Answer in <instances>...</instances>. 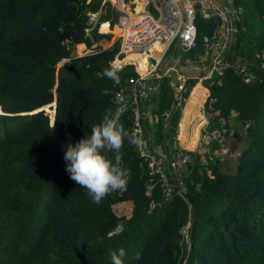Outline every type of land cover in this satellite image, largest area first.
<instances>
[{
	"label": "trees",
	"instance_id": "obj_1",
	"mask_svg": "<svg viewBox=\"0 0 264 264\" xmlns=\"http://www.w3.org/2000/svg\"><path fill=\"white\" fill-rule=\"evenodd\" d=\"M102 1L0 0V264H112L110 254L121 248L124 264H264V71L255 57L264 55V0H234L241 8L239 31L227 52L246 61L257 79L244 83L230 69L220 83L204 82L210 92L205 108L214 114L209 126H220L222 117L235 130L229 139L242 142L226 145L225 155L237 153L233 168L225 155L206 165L197 159L182 173L185 197L165 199L157 176L125 138L119 155L130 173L126 189L97 204L66 171L65 147L115 112L114 91L136 75L131 64L120 68L119 84L103 75L118 41L74 54L79 43L90 48L110 38L100 23L112 28L117 12ZM98 10L92 25L88 12ZM150 82L159 90V112L170 110V76ZM53 102L51 124L53 107L37 109ZM180 116L179 107L171 109L158 133L171 154ZM120 123L131 134L129 107ZM143 123L149 138V121ZM102 154L115 162L117 153ZM127 200L130 216L115 214L113 205ZM121 220L122 231L113 232ZM188 222L185 241L181 228Z\"/></svg>",
	"mask_w": 264,
	"mask_h": 264
},
{
	"label": "built area",
	"instance_id": "obj_2",
	"mask_svg": "<svg viewBox=\"0 0 264 264\" xmlns=\"http://www.w3.org/2000/svg\"><path fill=\"white\" fill-rule=\"evenodd\" d=\"M104 1H109L112 8L117 12L114 25L118 29L117 37L120 47L115 61L119 63L129 55H134L137 58L146 57L151 61L144 73L136 70V75L129 76L114 91L115 98L119 93L124 98L123 104L130 108L131 134H142L144 144L142 146L134 145L135 149L146 160L149 173L157 176L165 199L171 198L173 194L185 197L187 188L182 173L193 160L192 151L179 140L181 122L178 124L176 131V135L179 133V136L177 135L178 138L175 136L173 152L168 159L163 154H155L156 152L150 149L143 123L145 120L149 121L150 117V110L147 105L151 98L149 79L157 69L162 56L172 44L183 49H187L192 45L195 36L193 18L196 11L205 19L218 16L221 22L215 28L214 35L211 38H205L203 54L196 57V59H188L182 63L189 70L203 72V76L195 83H200L206 90L198 111L192 114L194 118L190 125H194V122L199 124L198 136L192 148H196L198 145L202 146L203 154L208 153L209 159H212L210 147L212 143L216 142L219 146L212 154L216 156L225 155L228 151L225 142L234 136L235 130L228 126L222 117L218 120L220 126H209L210 117L205 104L209 99L210 92L204 82L211 80L220 83L221 77L230 69H234L244 83H251L257 79V75L249 68L246 61L240 58L230 59L227 56V52L235 39V34L239 31L237 23L240 21L241 8L234 4V0H226L231 4L229 8L226 4H220L222 2H219V0H103L102 2ZM100 13H102V10L89 11V23L94 25ZM88 32L89 28L86 29V33ZM155 44L161 46L159 51L152 49ZM98 46V42H93L90 51L92 52ZM255 57L259 61V68L264 71L263 53L256 54ZM136 59L129 62L135 65ZM67 60V58H64L61 63ZM113 62L114 59L111 63ZM171 70H175V67H171ZM154 76L160 77L157 74ZM188 79H190L189 75L180 74L175 83V96L179 101L183 93L188 91V96L184 98L181 105L182 118L187 100L196 85L194 83L187 89ZM118 106L116 104V108ZM232 115L235 116L236 112L232 111ZM248 125L247 123L245 127ZM191 136L189 135L188 138H191ZM165 163L167 164L165 165ZM129 216L130 214L126 218ZM124 222V220H121L113 232H121ZM181 233L185 241H188L189 222L181 228Z\"/></svg>",
	"mask_w": 264,
	"mask_h": 264
},
{
	"label": "clouds",
	"instance_id": "obj_3",
	"mask_svg": "<svg viewBox=\"0 0 264 264\" xmlns=\"http://www.w3.org/2000/svg\"><path fill=\"white\" fill-rule=\"evenodd\" d=\"M119 71V66L113 62L103 70V75L119 84ZM123 99L118 93L114 103L119 106L115 112L106 114L100 124L94 125L89 136L78 143H69L65 147L66 171L75 183L87 190V194L97 204L111 192L126 189L130 173L127 169L120 167L121 156L119 155L125 138L131 145L144 144L141 133L129 134L120 123V117L126 111ZM103 149L117 153L114 163L102 154ZM110 255L112 264H124L122 258L125 256V250L123 248ZM136 259H140L139 254L136 255Z\"/></svg>",
	"mask_w": 264,
	"mask_h": 264
},
{
	"label": "rangeland",
	"instance_id": "obj_4",
	"mask_svg": "<svg viewBox=\"0 0 264 264\" xmlns=\"http://www.w3.org/2000/svg\"><path fill=\"white\" fill-rule=\"evenodd\" d=\"M219 2H222L220 4H223V5L226 4V6L228 8L231 7V4H229L226 0H219ZM108 33L111 36H110V38L108 39L107 42L104 41L103 48H102V45H101V46H98L95 50H97L99 48H101V49L108 48V47L112 46L116 41H118V37H117L118 29L115 27V25H113L112 28L110 27V32H108ZM81 47H83V46H81ZM90 48L83 49L84 51L82 52V54H86V53L91 52ZM160 49H161V46H159V45H158L157 48H154L155 51H159ZM177 49L178 48L174 44H172V46L162 56L157 69L155 70L153 75H151L150 78H161L162 76H165V75H169L170 76V78H171V83L170 84L173 87V94H174V99H175V100H173L172 104L170 105V107H171L170 110L173 109V108L179 107L181 109V113H182L181 105H182V102L184 101L183 95H182V98L180 99V101L175 96V83L177 82V80L179 78V75L180 74H184V73L189 75L190 79H188V84L186 86L187 89H188V88H190V85H191L190 81L191 80H195V81L198 82L199 78L201 76H203V72H199L197 70H189L188 67H185L184 63L178 64L175 67V70H171V67H173L174 59L177 56ZM115 58H116V55L114 56V63L116 65H118L119 68L123 67L124 65L131 64L133 66V69H134L135 72H136V69L140 73L142 72V69H140V67H139V64H140L139 61H140L141 57L137 58L134 55H129V56L123 58V60L120 61L119 63L115 61ZM236 58H238V56ZM133 59H136V64H135L136 68H135V65H133L131 62H129L130 60H133ZM142 59H144V57ZM119 60H121V59H119ZM146 60L148 61L147 58H146ZM149 62H151V61L149 60ZM156 74L160 75V77L154 76ZM195 84L196 85H200V83H195ZM149 86H150L151 97L153 99V96H154V99L152 100V102L150 104V107H149L150 108L149 131H150L151 136L148 138V140H149V142H151V145L154 147L153 150L156 151V153L158 152L159 154H163L166 157V159H168L170 157V155H171L170 149H169V151H166L165 149H163L162 146H164L163 144L165 142L162 143V138L159 137L158 133L160 132L161 129L162 130L166 129L168 121H169V117H170V110L165 109V110L159 112V110H160L159 102H160L161 98L159 97L158 87H157V85H154L152 82L149 83ZM50 110H52V109H50ZM207 113H208L210 118H212V116L214 115L213 112H211V111H207ZM161 116H162L163 119L160 118ZM188 126H186V128H188L187 130L193 132V133H188L187 132L188 134L186 133V137L187 138H188L189 135H192L191 136V138H192L191 143L192 144L188 145V147L192 151V156H193L192 163H194L195 160L198 159L200 162H202V163H204L206 165L207 161L210 160L209 157H208L209 154L208 153L203 154V152H202V148L203 147L202 146L198 145V147L192 148V145L196 142V139H197L196 137L198 136L199 124H197V122H194V125H190L189 127ZM196 131H197V134L194 135V132H196ZM177 135L179 136V133ZM177 135H176V138H178ZM179 138H180V136H179ZM183 139H184V137H183ZM180 142H181V140H180ZM241 144H242V142L237 141L235 139H228L225 142V145L230 147V149H231L232 146L240 147ZM218 146H219L218 143H216V144L212 143L211 147H210V153H211L212 159L214 158V160L222 158V156H216V155L212 154V152L214 150L218 149ZM197 156H198V158H196ZM223 158H224V161H227L226 164L229 166V170H230L235 165V161H236V158H237V153L236 152H228V154L223 156ZM112 209L115 212V214H117L119 216H128L130 214V212H131V208L127 207V204H117L116 203L115 205H113Z\"/></svg>",
	"mask_w": 264,
	"mask_h": 264
},
{
	"label": "water",
	"instance_id": "obj_5",
	"mask_svg": "<svg viewBox=\"0 0 264 264\" xmlns=\"http://www.w3.org/2000/svg\"><path fill=\"white\" fill-rule=\"evenodd\" d=\"M220 22H221V19L218 16H213L209 19H205L199 14V12L196 11L194 13V18H193V23L195 26V36L193 39V43L187 49L178 47L177 56L175 57L174 62H173V68L188 59L201 56L203 54V46H204L205 38H211L214 35V30L220 24ZM50 106L53 107L52 109L53 118L51 120V124H53L54 114H55V102L42 106L41 108L37 110L45 111L46 109H50Z\"/></svg>",
	"mask_w": 264,
	"mask_h": 264
},
{
	"label": "crops",
	"instance_id": "obj_6",
	"mask_svg": "<svg viewBox=\"0 0 264 264\" xmlns=\"http://www.w3.org/2000/svg\"><path fill=\"white\" fill-rule=\"evenodd\" d=\"M100 15V14H99ZM99 15H98V18H99ZM97 21H98V19H97ZM96 21V22H97ZM95 22V23H96ZM104 22H107L108 23V25H107V27H106V30H101V28H102V24L104 23ZM105 29V28H104ZM100 31L101 32H103V33H108V32H110V26H109V21H103V22H101L100 23ZM104 41L105 42H107L108 41V39H106V38H101L99 41H98V43H99V46H101L102 45V48H103V43H104ZM81 45L83 46V47H81ZM85 48H87V46L84 44V43H79V44H77L75 47H74V54L75 55H77V56H80V55H83L82 54V52L84 51L83 49H85ZM143 57H141V59H140V61H144L146 64H147V60H146V57H144V59H142ZM239 58V57H238ZM139 67H140V69H142L141 68V66H140V64H139ZM205 93H206V90L201 86V85H196L193 89H192V91H191V93H190V96H189V98H188V100H187V104H186V107H185V111H184V113H183V118H182V114H181V116H180V120H179V122H178V124L181 122V135H180V140H181V143L184 145V146H186V147H188V145L189 144H192L191 143V140H192V138H187L186 137V133L188 132V133H193V132H191V131H188L187 129L188 128H186V126H190V122H191V120L194 118V115H192V114H195L196 112H197V110H198V107L201 105V103H202V101H203V99H204V95H205ZM202 95V98L200 97ZM196 101H197V104H194V103H196ZM149 108V107H148ZM196 108V109H195ZM149 110H150V108H149ZM192 115V116H191ZM188 126V127H189ZM178 128V127H177ZM197 134V131L196 132H194V135H196ZM183 137H184V139H183ZM186 138V139H185ZM197 138V137H196ZM195 138V139H196ZM158 153V152H157ZM167 163H165V165H166ZM117 204H127V207H129V208H132V202L131 201H122V202H119V203H117Z\"/></svg>",
	"mask_w": 264,
	"mask_h": 264
},
{
	"label": "bare ground",
	"instance_id": "obj_7",
	"mask_svg": "<svg viewBox=\"0 0 264 264\" xmlns=\"http://www.w3.org/2000/svg\"><path fill=\"white\" fill-rule=\"evenodd\" d=\"M158 47V45L157 44H155L153 47H152V49H154V48H157ZM140 62V66H141V68H142V72L141 73H144L146 70H147V65H148V63H149V60L147 61V64L144 62V61H139ZM137 70V69H136ZM138 71V70H137ZM196 109V108H195ZM198 111V110H197Z\"/></svg>",
	"mask_w": 264,
	"mask_h": 264
}]
</instances>
